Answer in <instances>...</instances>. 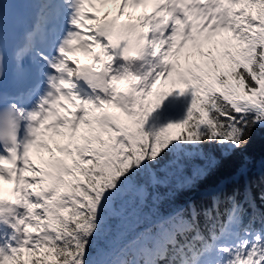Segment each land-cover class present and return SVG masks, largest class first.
<instances>
[{
	"label": "snow or ice",
	"instance_id": "obj_1",
	"mask_svg": "<svg viewBox=\"0 0 264 264\" xmlns=\"http://www.w3.org/2000/svg\"><path fill=\"white\" fill-rule=\"evenodd\" d=\"M257 129L264 0H0V264H264Z\"/></svg>",
	"mask_w": 264,
	"mask_h": 264
},
{
	"label": "trees",
	"instance_id": "obj_2",
	"mask_svg": "<svg viewBox=\"0 0 264 264\" xmlns=\"http://www.w3.org/2000/svg\"><path fill=\"white\" fill-rule=\"evenodd\" d=\"M207 151L212 152L217 158H220L224 166L218 171L216 177L212 181H202L201 184L191 193H179L177 197L178 202L183 201L190 195L195 197L202 196L209 187L214 186L218 181H224L228 187H232L234 183H237V181L233 179L235 165L242 155H247L251 159L250 174L253 179L257 181V186L254 188L255 193L259 195L261 190L264 189V185L259 183V178L264 174V129H257L252 143L244 150L243 154L237 153L233 157H224L222 156V149L218 146L209 148ZM201 163H203V161L199 158H194L189 161L183 170V173L177 171L176 175L172 177L173 183L182 180L185 176H190L192 174L193 166ZM258 164L259 168L257 166ZM238 182L243 183V179Z\"/></svg>",
	"mask_w": 264,
	"mask_h": 264
},
{
	"label": "bare ground",
	"instance_id": "obj_3",
	"mask_svg": "<svg viewBox=\"0 0 264 264\" xmlns=\"http://www.w3.org/2000/svg\"><path fill=\"white\" fill-rule=\"evenodd\" d=\"M84 53V52H83ZM85 54V53H84ZM8 187H6L7 189H11V186H14V181L13 182H8L7 183Z\"/></svg>",
	"mask_w": 264,
	"mask_h": 264
},
{
	"label": "water",
	"instance_id": "obj_4",
	"mask_svg": "<svg viewBox=\"0 0 264 264\" xmlns=\"http://www.w3.org/2000/svg\"><path fill=\"white\" fill-rule=\"evenodd\" d=\"M224 183V181H222Z\"/></svg>",
	"mask_w": 264,
	"mask_h": 264
}]
</instances>
